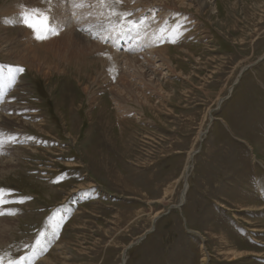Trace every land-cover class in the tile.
<instances>
[{"label":"rangeland","instance_id":"rangeland-1","mask_svg":"<svg viewBox=\"0 0 264 264\" xmlns=\"http://www.w3.org/2000/svg\"><path fill=\"white\" fill-rule=\"evenodd\" d=\"M153 1L0 0V264H264V0Z\"/></svg>","mask_w":264,"mask_h":264},{"label":"bare ground","instance_id":"bare-ground-1","mask_svg":"<svg viewBox=\"0 0 264 264\" xmlns=\"http://www.w3.org/2000/svg\"><path fill=\"white\" fill-rule=\"evenodd\" d=\"M70 4V3H69ZM169 5H170V7H169ZM53 7V9H51L52 11L50 12L52 15H53V17L52 16H50V18H51V21L52 22H57V24H58V21H57V19H56V16L58 17L59 16V18H61L60 16H61V13L62 12H60V11H58L59 10V7L57 6V5H52ZM80 6V5H79ZM89 5H87V4H85V3H83L82 4V8L80 7H77L76 6V8H79V9H77V10H75V11H79V12H82V11H80V10H84L85 8H87ZM172 5H171V1L170 0H154L152 3H145V4H142V5H140V4H134V5H132V6H130L129 7V10H135V11H137L136 9H139V8H142L143 9V12H144V10H146L147 11V14H148V16H150V15H152L153 13L155 14V13H161V12H163V13H169V11H171V9H172V7H171ZM45 7V6H44ZM51 7V6H50ZM58 7V8H57ZM43 8V7H42ZM128 8V7H127ZM157 10H156V9ZM170 8V9H169ZM66 9L68 10L69 9V11H71L70 10V5H67L66 6ZM50 10V9H49ZM48 10V11H49ZM156 10V11H155ZM41 12V11H40ZM83 12H86V11H83ZM49 12H48V15L50 14ZM139 13V12H138ZM145 13V12H144ZM50 14V15H51ZM153 14V15H154ZM46 15V14H45ZM141 16V15H140ZM151 17V16H150ZM149 17V18H150ZM153 17V16H152ZM39 18V17H38ZM62 18H63V16H62ZM138 18V17H137ZM136 19V18H135ZM59 20H61V19H59ZM137 20V19H136ZM150 21V20H149ZM163 21H165V20H163ZM12 22H15V20H13V21H11V19H10V21H9V23L10 24H12ZM60 22V21H59ZM114 21L111 19V17L110 16H108V17H106L105 18V20L104 21H102L101 23H99L98 25H99V29H100V27H102V28H104V30H108L109 29V25L110 24H116V22H114ZM120 22V21H119ZM160 23V22H159ZM193 23V22H192ZM40 24V23H39ZM41 25V24H40ZM59 25V24H58ZM95 25V24H94ZM38 27H39V25H38ZM17 29L19 30V31H22L23 30V32L27 35V41L28 42H31L32 44H35V43H38L39 41H40V39H37V38H35L34 37V35L31 33V30H29L28 29V31H27V29H25L24 27H17ZM153 29V28H152ZM43 30V29H42ZM92 33H97V31H99L98 30V28L97 27H95V28H92V29H89ZM101 30V29H100ZM140 30H142L143 31V29H139L138 28V31H140ZM147 31V30H146ZM153 31V30H152ZM102 32V31H101ZM134 32V31H133ZM144 32V31H143ZM142 32V33H143ZM90 33V32H89ZM92 33H90V38H94L93 36V34ZM99 33V32H98ZM107 33V32H106ZM106 33H104V34H102L101 36H97L98 38H99V41H98V43H95L94 42V40H93V43L99 48V50H100V54L102 55V52H104V46H106V45H104V46H102V38H104L105 36H106ZM147 33V32H146ZM152 33V32H151ZM35 34V33H34ZM123 34V33H122ZM149 34V33H148ZM95 35H97V34H95ZM111 35H112V33H111ZM126 36L128 35L127 33L125 34ZM115 36H116V34H115ZM142 36V35H141ZM112 38H115V37H113V35L111 36ZM122 37H125V36H122ZM130 37V36H129ZM131 37H133V36H131ZM126 38V37H125ZM135 38V37H134ZM106 39H107V36H106ZM98 40V39H97ZM108 40H110L109 39V37H108ZM107 40V41H108ZM116 40V39H115ZM118 40V39H117ZM128 41V40H127ZM159 41V40H158ZM42 42H44V41H42ZM134 42H136V41H134ZM111 43V42H110ZM156 43V42H155ZM158 43V42H157ZM108 44V43H107ZM114 45V44H113ZM110 46V45H109ZM112 47V46H111ZM116 47V46H115ZM156 47V46H155ZM163 47H165L164 46V44H163ZM163 47H161L160 49H158V50H161V52L163 51V52H165L166 53V50L167 49H162ZM117 48V47H116ZM157 48V47H156ZM159 48V47H158ZM114 49V48H113ZM107 50H109V49H107ZM158 50H154V51H151V52H149V55H151V54H154L155 52H157ZM111 51V50H110ZM147 53V52H146ZM158 54V53H157ZM104 55V54H103ZM107 55H108V53H107ZM111 55H112V52H111ZM124 56V55H123ZM132 57V56H131ZM136 57V56H135ZM144 57H146V56H142L141 58V60H144L143 58ZM148 57V56H147ZM101 58V57H100ZM103 58V57H102ZM106 58V57H105ZM111 58H112V56H111ZM126 58V57H125ZM110 59V58H109ZM134 61H135V58L133 59ZM105 61V60H104ZM161 61V60H160ZM166 61V60H165ZM168 61V60H167ZM149 62V61H148ZM157 62V61H156ZM117 63V65H118V67H119V62H116ZM161 63V62H160ZM145 64H146V62H145ZM150 65H147V66H144V67H149ZM116 67V66H115ZM123 67V66H122ZM120 68V67H119ZM124 68V67H123ZM130 68H132L131 66H129V65H125V70H128V71H130L131 69ZM167 69V68H166ZM165 71V70H164ZM130 76V75H129ZM157 76V75H156ZM134 84L135 85H137V82H134ZM154 85H158L157 83H155ZM19 86V85H18ZM24 86V85H23ZM21 87V86H20ZM18 91V88L13 92V94H11V96L10 95H8V96H10V99L7 101V103H6V105L8 104V102L9 101H11V100H13V96H15L16 94H14V93H16ZM14 101V100H13ZM12 108L14 107V108H16V103L14 104V105H10ZM5 108H6V106H3L1 109H0V127H4V128H6V127H9V126H11V127H13L14 128V132H22V130L20 129V125H21V123L20 122H18V120L16 119V118H14V117H12V118H10V117H8V115H6L5 114ZM13 108V109H14ZM22 108V107H21ZM20 109V108H19ZM15 110V109H14ZM9 112V111H8ZM16 114L18 113V112H15ZM14 113V114H15ZM33 118V117H32ZM20 121H21V119H19ZM11 129V128H10ZM20 136V135H19ZM19 138V137H18ZM21 139V138H20ZM36 143V142H35ZM34 143V144H35ZM15 152V151H14ZM19 152V151H18ZM16 153V152H15ZM16 157V155L13 153V152H11V154H10V156L6 159V161H9V162H16L17 161V158H15ZM3 159V158H2ZM5 160V159H4ZM1 161H3V160H0V162ZM16 165V164H15ZM187 167V166H186ZM187 170V168H185V170L184 171H186ZM84 196V195H83ZM77 198V197H76ZM8 210V209H7ZM3 212H4V210H3ZM12 216V215H11ZM14 218V217H13ZM7 219H11V217H10V215H7V217H4V218H1L0 219V234L1 235H4L5 233H6V224L5 223H2V222H4L5 220H7ZM2 223V224H1ZM5 224V225H4ZM13 228H11V230H12ZM59 244H57V245H55L54 246V248L56 249V248H58L57 246H58ZM45 246H46V243H45ZM46 249V248H45ZM233 255H238V256H242V255H240V253L238 254L237 252H233ZM207 255L205 254L204 255V257H205V259H202V261H201V264H208V258L206 257ZM203 257V258H204ZM46 257H44L41 261H39L37 264H40L41 262H43V263H47V264H49V262H50V260L49 259H45ZM8 264V263H7Z\"/></svg>","mask_w":264,"mask_h":264},{"label":"snow or ice","instance_id":"snow-or-ice-1","mask_svg":"<svg viewBox=\"0 0 264 264\" xmlns=\"http://www.w3.org/2000/svg\"><path fill=\"white\" fill-rule=\"evenodd\" d=\"M115 14V13H114ZM131 15V13H125L123 14V17L129 16ZM34 17H44L42 24H43V31H41V29L37 28ZM122 17V19H123ZM23 23L31 28L33 30V32L36 35L37 39H47L48 36L51 35H56L58 34L57 30L55 27H53L52 25V21L50 17H46L44 13L40 12L39 9H34L32 10V12L30 13H26L23 17ZM127 27H121L119 30L118 34H122L124 32H132L134 30H138L139 26L141 24L144 23L143 19H139V20H127ZM85 30V29H82ZM169 42L175 43V40H170ZM7 67V72L9 74L8 78H9V82L10 83H14V73L15 72H22L23 69L22 68H18V67H13V66H6ZM3 72H4V66H0V77L3 76ZM5 189L0 188V205L3 204H7V203H23V200H16V201H8L5 200L3 198L4 193H5ZM5 212H0V215H5ZM8 215H15L14 212H8ZM53 231H55L53 229ZM40 238H38L36 240V243L34 245V247H44V244L42 242V239L45 236L44 232H41L40 234ZM9 264H13V261H9Z\"/></svg>","mask_w":264,"mask_h":264}]
</instances>
